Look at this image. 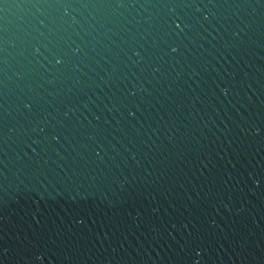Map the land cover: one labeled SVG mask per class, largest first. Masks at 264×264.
<instances>
[{
    "label": "water",
    "instance_id": "1",
    "mask_svg": "<svg viewBox=\"0 0 264 264\" xmlns=\"http://www.w3.org/2000/svg\"><path fill=\"white\" fill-rule=\"evenodd\" d=\"M0 264H264V0H0Z\"/></svg>",
    "mask_w": 264,
    "mask_h": 264
},
{
    "label": "snow or ice",
    "instance_id": "2",
    "mask_svg": "<svg viewBox=\"0 0 264 264\" xmlns=\"http://www.w3.org/2000/svg\"><path fill=\"white\" fill-rule=\"evenodd\" d=\"M176 27H177V28H179V27H180V25H176ZM57 63H60V61H57Z\"/></svg>",
    "mask_w": 264,
    "mask_h": 264
}]
</instances>
